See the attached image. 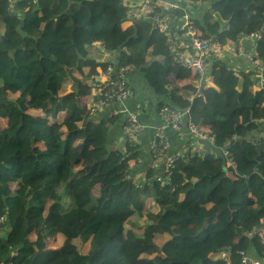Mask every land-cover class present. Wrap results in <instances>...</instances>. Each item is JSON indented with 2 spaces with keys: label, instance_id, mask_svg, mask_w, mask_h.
Wrapping results in <instances>:
<instances>
[{
  "label": "trees",
  "instance_id": "trees-1",
  "mask_svg": "<svg viewBox=\"0 0 264 264\" xmlns=\"http://www.w3.org/2000/svg\"><path fill=\"white\" fill-rule=\"evenodd\" d=\"M189 1L200 8L198 32L224 46L264 26V0ZM126 4L0 0V264H241V252L264 261V246L248 235L264 218V129L253 128L264 122V88L253 89L254 69L237 71L226 54L212 59L213 86L190 103L180 86L161 81L188 72L151 23L125 26ZM101 48L116 66L141 70L167 104L191 105L192 123L217 148L230 145L234 167L209 151L178 161L162 188L150 185L152 169L145 180L127 178L138 147L112 149L116 117L89 116V83L67 92L68 69L82 79L106 68ZM76 50L85 58L78 66ZM157 56L164 63L147 66ZM255 56L264 62V34ZM56 237L62 246L47 249Z\"/></svg>",
  "mask_w": 264,
  "mask_h": 264
},
{
  "label": "built area",
  "instance_id": "built-area-1",
  "mask_svg": "<svg viewBox=\"0 0 264 264\" xmlns=\"http://www.w3.org/2000/svg\"><path fill=\"white\" fill-rule=\"evenodd\" d=\"M125 1L128 2L126 4L128 6L126 22L131 25L140 22L151 23L155 29L164 35L167 51L173 62L178 63L187 72H194L201 79L207 77L212 59L219 58L225 52H230L234 56L244 55L243 51L235 44L224 46L214 36L202 37L195 28L194 19L187 12V7L182 8L164 0ZM183 1L190 4L189 0ZM176 11H179L180 14H176ZM263 33L264 26L257 32L242 36L239 41L252 39L256 48V43L262 39ZM246 56L258 77L263 79L264 62L257 60L253 53ZM108 60L110 61L106 68H100L89 82L90 92L87 109L90 116H95L114 104H121L137 94L131 83L129 69L124 66H116L110 54L105 57V62ZM195 97H200V94L197 92L194 96H190L188 101L192 103ZM159 113L162 124L153 129L150 139V154L155 160L151 169L154 170L155 176L149 183L150 185L159 184L162 188L165 183L172 180V170L178 161H185L188 158H204L209 151L204 150L201 142L207 140L215 145V138L208 130L192 123L191 105L181 110L165 103L160 108ZM117 115L118 112H113V116ZM185 119L190 121L186 131L189 141L176 151L167 132L173 131L178 137H182ZM146 130L147 126L141 122L138 112H130L127 115L123 124V133L129 145L136 148L141 146ZM224 155L227 158L228 153L225 152ZM137 160L138 162L141 161V155ZM161 161H164L162 173H160ZM135 162L130 164V170ZM226 164L227 168L234 167L232 162ZM227 168L224 169L225 172ZM127 178H131V175H128ZM3 220L4 218L0 219V224ZM248 235L256 237L264 246V218L261 219L259 226ZM222 257H225V254ZM241 264H264V261L253 260L246 253L241 252Z\"/></svg>",
  "mask_w": 264,
  "mask_h": 264
},
{
  "label": "crops",
  "instance_id": "crops-1",
  "mask_svg": "<svg viewBox=\"0 0 264 264\" xmlns=\"http://www.w3.org/2000/svg\"><path fill=\"white\" fill-rule=\"evenodd\" d=\"M168 3L176 4L179 7L186 8L187 12L190 14L191 17H196L200 12L199 6H194L191 2L190 4H186L183 0H164ZM204 10H202V13ZM125 26H131L130 23H125ZM137 29L141 31V27L138 26ZM239 49L243 51V56H234L230 52L223 53L226 54L224 57L229 59L231 61L232 66L237 71H246L250 69V62L248 61L246 54L247 53H255V43L252 39H241L239 43ZM102 50V48H101ZM105 52V51H104ZM93 55H95V49L91 51ZM105 54V53H104ZM108 53L104 55L107 56ZM222 56V55H221ZM166 58V57H165ZM104 59V58H103ZM249 62V63H248ZM250 64V66H249ZM100 68H97L96 71H98ZM251 70V69H250ZM193 80V83H186V81ZM169 81H172L173 84H176L182 88L183 93H186L184 96L187 97V99L190 96H194L196 92H201L202 89H204V86L207 84V86H213L212 82L209 80V77H205L204 79H201L198 75H196L194 72H188L183 79L177 80L173 75H169L166 79L165 77V84ZM131 83L133 87L137 90V95L134 97L129 98L125 102L121 104H114L110 107H108L104 112H102L100 115L103 117V115L107 114H113V112H118V117L115 119L114 125L110 127L109 130V139L112 149H121L123 152L126 151L127 141L123 133V124L127 117V115L130 112H138L140 115L141 122L147 126V130L143 136L142 145L139 148V151L141 152V161H139L136 165H133V175L136 179H143L145 178V172H147L149 169H151L154 158L150 154V139L153 134V129L155 127H159L162 124V121L160 119V108L165 103H168V99H166V95L162 96L155 92L154 87L147 84L145 81V77L141 70L134 69L131 73ZM172 87V84L168 85V90ZM264 88V78L260 79L256 76V84L254 86L255 91H260ZM99 115V116H100ZM113 116V115H112ZM1 123H4L3 120H0ZM190 123L189 120L185 119L183 122L184 127V134L182 137H178L175 132L168 131L167 135L173 142V146L175 147L176 151L177 149H180L182 146L188 143L189 138L186 135L187 126ZM254 129L258 127H253ZM252 128V129H253ZM163 160V159H162ZM161 169L160 173L163 171L164 167V161H161ZM20 186L19 183L12 184L13 189H17V187ZM60 241L59 247H52V248H60L62 246V239L59 237H56L55 239H51L50 241ZM250 256V255H249ZM251 257V256H250ZM252 258V257H251ZM253 260H256L252 258Z\"/></svg>",
  "mask_w": 264,
  "mask_h": 264
},
{
  "label": "water",
  "instance_id": "water-1",
  "mask_svg": "<svg viewBox=\"0 0 264 264\" xmlns=\"http://www.w3.org/2000/svg\"><path fill=\"white\" fill-rule=\"evenodd\" d=\"M220 1V0H218ZM215 18L220 22L221 25V29H224L226 27V22L222 20V18L220 17V15L218 13L215 14ZM77 55H78V62H77V66L79 61L84 60V56L78 51L76 50ZM165 57L164 56H157V57H153L148 61L147 66L152 65L154 62L158 61V62H163L165 61ZM76 66V67H77ZM74 70L75 68H71L68 69V74L72 80V85L70 87V92H76L79 89V85L81 82H88L90 80L89 77H84V78H78L74 75ZM253 79H255V77H253ZM161 81L164 83L165 81V75L162 76ZM203 91V89L201 90V92ZM264 129V122L263 123H258V128H256L255 130H261ZM264 140V134L261 135L260 141ZM201 144L203 145V148L205 151H210L213 154L216 155L217 159L222 160L223 162H226V157L224 155L225 152H227L230 148V145L224 147V148H217L214 144H212L211 142L204 140L201 142ZM258 150L260 151V145L257 146ZM6 242H8L6 240Z\"/></svg>",
  "mask_w": 264,
  "mask_h": 264
},
{
  "label": "clouds",
  "instance_id": "clouds-1",
  "mask_svg": "<svg viewBox=\"0 0 264 264\" xmlns=\"http://www.w3.org/2000/svg\"><path fill=\"white\" fill-rule=\"evenodd\" d=\"M14 4H15V3H12V4H11V9H13ZM125 23H128V22H125ZM137 27H138V26H137ZM137 30H138V29H137ZM263 34H264V33H263ZM262 38H263V37H262ZM254 43H255V42H254ZM257 43H258V42H257ZM257 43H256V45H257ZM255 49H256V48H255ZM102 50L105 51L104 48H102ZM106 53H108L107 55L110 54V57L112 58V61H113V53H109V52H106V51H105V54H106ZM247 54H249V53H247ZM247 54H246V55H247ZM253 54L255 55V53H253ZM105 57H106V56H105ZM105 57H104L103 60H101L102 62H105ZM246 57H247V56H246ZM255 57H256V56H255ZM247 59H248V58H247ZM109 61H110V60H109ZM124 67H125V66H124ZM251 67H252V66H251ZM99 68H101V67H99ZM96 70H97V69H96ZM129 71H130V79H131V73H132V71H131V70H129ZM254 72H255V70H254ZM96 73H97V71H96ZM96 73H95V74H96ZM256 76L258 77V74L255 72V78H256ZM85 77H86V76H85ZM87 77H88V76H87ZM89 78H90V80H89L88 82H83V83H89V82L91 81L92 76L89 77ZM258 78H259V77H258ZM71 85H72V83H71ZM70 87H71V86H70ZM135 90H136V89H135ZM136 92H137V90H136ZM136 95H137V94H136ZM88 103H89V102H88ZM87 107H88V105H87ZM106 109H107V108H106ZM106 109H105V110H106ZM105 110H104V111H105ZM87 111H88V109H87ZM104 111H103V112H104ZM101 113H102V112H101ZM101 113H99V114H97V115H95V116H99ZM88 114H89V112H88ZM112 115H113V114H112ZM112 115H111V116H112ZM89 116H90V115H89ZM91 117H92V116H91ZM112 117H118V116H112ZM0 120H3V119H0ZM126 141H127V140H126ZM127 144H129V143L127 142ZM139 148H140V146L138 147V150H139ZM125 152H126V151H125ZM140 153H141V152H140ZM132 162H133V161H132ZM132 162H131V163H132ZM131 163H130V164H131ZM137 163H138V162H135L134 165H136ZM131 171H133V167L131 168ZM132 176L135 178V176L131 174V178H132ZM137 180H138V179H137ZM139 180H145V178H143V179H139ZM3 222H4V220H3ZM3 222H2V223H3ZM2 223H1V224H2Z\"/></svg>",
  "mask_w": 264,
  "mask_h": 264
},
{
  "label": "rangeland",
  "instance_id": "rangeland-1",
  "mask_svg": "<svg viewBox=\"0 0 264 264\" xmlns=\"http://www.w3.org/2000/svg\"><path fill=\"white\" fill-rule=\"evenodd\" d=\"M191 82L193 83V80H191V81H186V83H188V84L191 83ZM70 86H71V84H70L69 87L67 88V92H70ZM83 102H86V99H85V98L83 99ZM80 164H81V163H79V164L77 165V167H78L79 169H80V166H81ZM78 241H79V240H78ZM55 242H56V241H53V242H52V241H50V242L48 241V242L46 243V248H47V249H56V248H52V247H55V246H56V247H59V246L61 245L59 240L57 241V243H55ZM80 248H81V250L83 249V244L81 245Z\"/></svg>",
  "mask_w": 264,
  "mask_h": 264
}]
</instances>
